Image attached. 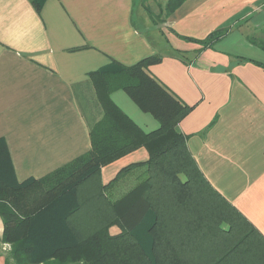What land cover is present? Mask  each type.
<instances>
[{
    "label": "crops",
    "instance_id": "obj_1",
    "mask_svg": "<svg viewBox=\"0 0 264 264\" xmlns=\"http://www.w3.org/2000/svg\"><path fill=\"white\" fill-rule=\"evenodd\" d=\"M168 1L45 0L37 11L30 0H0V138L18 181L47 175L90 149V126L103 110L89 73L112 60L160 56L147 71L187 105L176 128L199 183L221 201L198 203V217L168 204L165 219L198 229L200 259L264 264V67L257 64H264V0H184L169 12ZM225 27L204 49L182 38ZM109 97L143 131L159 127L123 90ZM148 157L141 146L101 167L82 185V204L83 196L106 201L111 212L110 203L149 173L135 167L103 186ZM87 204L94 224L84 223L98 225L105 210ZM9 250L0 244V264Z\"/></svg>",
    "mask_w": 264,
    "mask_h": 264
},
{
    "label": "trees",
    "instance_id": "obj_2",
    "mask_svg": "<svg viewBox=\"0 0 264 264\" xmlns=\"http://www.w3.org/2000/svg\"><path fill=\"white\" fill-rule=\"evenodd\" d=\"M44 1L30 0L37 11ZM182 1L169 0L166 11ZM227 31V27L218 28L202 39L182 38L204 49ZM160 60L157 55L132 65L112 60L91 71L103 111L90 126V149L43 177L18 181L7 144L0 138L1 239L11 246L6 264H227L224 258L200 259L196 253L203 245L195 243L198 229L165 219V204L186 207L197 215L195 207L203 201L196 185L199 170L186 149L185 136L176 128L188 107L147 71ZM117 89L156 118L159 127L145 132L134 123L110 99L109 94ZM141 146L148 151L147 161L122 168L103 188L135 167L144 166L148 177L110 203V216L88 232L72 224L82 207V185L99 176L101 167ZM113 225L118 232H110Z\"/></svg>",
    "mask_w": 264,
    "mask_h": 264
},
{
    "label": "rangeland",
    "instance_id": "obj_3",
    "mask_svg": "<svg viewBox=\"0 0 264 264\" xmlns=\"http://www.w3.org/2000/svg\"><path fill=\"white\" fill-rule=\"evenodd\" d=\"M157 11V10H156ZM88 118V120L90 119V117H87ZM88 181H91V182H93L94 181V178H90ZM87 181V182H88ZM197 186H199V193H198V195H199V197L202 199V201L203 202H209V203H221V201L216 197V196H214L210 191H209V188H207V187H205V186H203L201 183H199V181H198V183L196 184ZM84 188H85V186H83ZM80 196H81V198H82V193H81V191H80ZM98 196H100V195H98ZM83 198L85 199V200H89V201H85L83 204H82V207H81V209H80V211L78 212V213H76L75 215H74V217L72 218V221H73V219H75V221H76V223H77V221L80 223V224H84L85 225V227H84V229H85V231L86 232H88V225H89V223H84L85 221H87V222H90V225H93L94 224V221L93 220H89V217H90V213H88V212H85V210L83 209V208H85L86 210H89L90 211V209H89V205L87 204L88 202H89V204L90 203H98V204H100V206H98V207H100V209L102 210H105V211H103V212H100L99 214H98V217L100 218L99 220H98V222L100 223L101 221H103V220H105V217L104 216H106L107 218L110 216V212L109 213H107L106 212V210H107V206H106V201L105 202H94V201H90V199L88 198V197H86V196H83ZM82 200V199H81ZM166 205V204H165ZM166 208H164L163 207V210H165ZM167 214L169 215V214H171V212H170V210H169V207H167ZM79 214H82V217L83 218H81V217H79L78 218V215ZM74 221V222H75ZM210 224H212V225H214L215 223H210ZM226 225V226H225ZM224 226L225 227H227V224L225 223L224 224ZM116 227V225H113V226H111L110 227V232L111 233H114L113 232V230L112 229H114ZM117 228V227H116ZM118 229V228H117ZM188 243H190V242H188ZM10 244H9V249H10ZM199 254H201V253H199Z\"/></svg>",
    "mask_w": 264,
    "mask_h": 264
},
{
    "label": "built area",
    "instance_id": "obj_4",
    "mask_svg": "<svg viewBox=\"0 0 264 264\" xmlns=\"http://www.w3.org/2000/svg\"><path fill=\"white\" fill-rule=\"evenodd\" d=\"M2 231H3L2 225H0V244H1L3 249H6V248H9V244L2 241V239H1L2 238Z\"/></svg>",
    "mask_w": 264,
    "mask_h": 264
}]
</instances>
